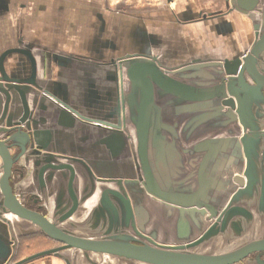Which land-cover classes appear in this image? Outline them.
Wrapping results in <instances>:
<instances>
[{
  "label": "flooded vegetation",
  "instance_id": "obj_1",
  "mask_svg": "<svg viewBox=\"0 0 264 264\" xmlns=\"http://www.w3.org/2000/svg\"><path fill=\"white\" fill-rule=\"evenodd\" d=\"M260 22L248 17L246 24L248 31L246 30L242 44L237 47L234 40L235 46L229 56L224 59L219 57L221 64H218L222 66L223 60L243 57L255 38V32L261 28ZM18 39H22V35L19 34ZM123 54L133 55L139 52L110 55L103 63L105 67L109 65L113 67V81H115L113 87L104 88L94 79L90 81L86 92L79 90L80 94L73 96L68 85L64 84L68 73L66 75L64 72L57 73L50 70L48 73L50 75L46 78L40 77L36 56L29 45L17 42L16 46L0 51V87L8 89L11 86L24 90L29 87V94L25 96L19 93L9 92V96L0 93V142L11 159L8 177L11 192L23 207L53 221L61 214L59 210L63 209L61 212L65 213L72 206L69 190L70 172L65 171L63 176L54 177L56 174H52L51 169L46 168L41 171V167L70 165L75 172L71 190L78 201L77 210L73 212L75 214L83 205L82 197H92V194L89 195L92 187H90L91 179L85 173L86 164L98 178L120 180L123 185L127 194L124 197L129 201L134 227L138 232L136 233L130 224L122 231L130 234L131 243L142 245L148 243L150 239L166 245L189 243L197 239L204 229L214 222L220 210L214 206L213 201L209 203L208 208L203 206L201 201L203 192L198 193L201 184L200 174L206 167L205 162L213 156L217 148L215 142L211 141H214L212 138H215L220 130L216 127L218 121L212 120L204 124V128L202 127L210 129V126H206L212 124L206 134L215 135L209 137L211 139L209 143H204L207 148L203 156L193 152L186 158V162L189 160L193 165L191 174L195 183V191L189 194L179 191L180 188L178 191L175 190L184 180L178 181L177 175H174L173 158L179 156L174 146L176 142L180 143L183 140L186 143L192 140L194 148L201 150L203 139H200L201 128L198 125L199 128L189 129L187 117L190 115H185L180 122H172L177 126L178 122L182 124L178 132L176 128H169L173 116L160 119L161 127H166L162 135L163 139L157 140L164 146L162 166L168 171L170 182L175 185L174 190L161 191V185L156 183L153 171L147 162V156L142 157L139 152L141 137H139L140 114L135 111L137 98L131 97L129 101L121 100L120 93L125 88V84H121L119 71L124 67L120 65V61H115V58L122 57ZM25 85L28 86L24 87ZM262 92L264 94V90ZM232 111L234 110H226L222 118L230 117ZM149 119L151 127H147V134L155 130L152 118ZM235 128L231 126L228 129L234 134ZM239 131L240 128L237 127V132ZM157 132L160 134L159 131ZM149 141V138H146L147 144ZM218 153L215 154V158H218ZM1 165L0 158V174ZM240 168L238 165L237 169L234 167L236 173L230 175L229 181L239 172L242 174L244 163H242V171ZM231 186L234 189L232 184ZM116 189L118 190L117 186ZM233 189L228 199L235 191ZM154 191L161 193L157 195ZM96 196H93V207L99 201V195ZM260 223V220L256 222L252 236L257 235V232L260 233L262 229ZM9 226L8 221L0 218V239L3 241L0 264H14L35 253L63 246L62 242L41 231H23L18 234L10 230ZM84 238L99 240L96 234ZM91 258L101 257L91 256ZM118 258H123L130 264H149L124 257ZM257 259L263 260L264 256L253 252L233 264H251V262L253 264ZM35 262L66 264L61 257L53 254L43 255L22 264ZM84 263L95 264L87 260H84Z\"/></svg>",
  "mask_w": 264,
  "mask_h": 264
},
{
  "label": "water",
  "instance_id": "obj_2",
  "mask_svg": "<svg viewBox=\"0 0 264 264\" xmlns=\"http://www.w3.org/2000/svg\"><path fill=\"white\" fill-rule=\"evenodd\" d=\"M230 6L253 21L260 22L261 20V28L255 32V38L243 57L224 60L222 66L221 63L201 64L199 66L206 70L200 73H190L189 70H193L194 66L182 68L177 72H164L153 63L134 57H126L119 62L124 67L119 71L121 84H125V88L120 93L121 100L129 101L131 97H136L138 102L135 111L140 114L139 152L142 157L146 155V138L155 140L158 145L162 144L161 141H157L159 138L163 139L161 134L158 132L147 134V127H151L149 117L152 118L156 109L161 108V105L157 103L161 96L170 97L173 107L180 109V112L186 115L194 112L201 114L198 124L203 125V128L204 124L212 120L218 121L216 127L220 130L215 138H212L214 141H211L209 137H204L201 150L205 151L207 147L204 143L210 141L215 142L220 149L226 144L225 141L233 138V131L228 128L231 126L240 128L241 134L238 135L239 139L234 144L239 153L235 158L232 150L229 156L233 164L234 161L244 163V169L242 174L239 172L230 180L231 184L236 187L235 191L224 207L220 208L214 222L204 229L197 239L186 244L166 245L151 239L142 245L133 244L130 234L122 232L130 224L132 229L138 233L134 227L129 201L124 197L127 194L123 185L120 180L98 178L86 164L85 173L91 179L92 189L89 190L91 192L89 195L92 194V197L83 196V205L75 214L73 212L77 210L78 201L71 190V182L75 174L73 167L70 165L41 167V171L46 168L51 169L52 174H56L54 177L63 176L65 171L70 172L69 190L72 196V206L65 213L61 212L63 209L59 210L61 214L55 220L50 221L45 216L23 207L12 194L8 182L11 159L0 142L2 161L0 218L8 221L10 230L12 229L15 233L41 231L63 243V246L35 253L14 264H22L51 254L61 257L66 264H82L84 260L92 261L89 252L104 253L113 257H124L151 264H233L253 252L264 256V228L260 233L257 232V235L252 236L256 222L258 220L264 222V94L262 92L264 90V68L260 64L261 57H264V0H230ZM28 88L24 90L11 86L8 89L0 87V93L6 96L14 93L25 96L29 94ZM231 109L234 111L230 117L222 118L226 110ZM160 119L156 120V130L159 132L166 130V127H161ZM192 121L189 119L187 126ZM152 123L154 129L153 118ZM176 127L177 124L169 125L170 129ZM189 129L194 128L189 127ZM220 152L221 150L218 156ZM211 157L206 160V167L200 174L201 184L198 192H203L201 201L202 205L207 208L209 202L203 198L216 183L214 179L206 176L207 165L213 159ZM219 165H216L214 173L221 171L218 168ZM222 170L224 171V167ZM80 180L82 181L81 178ZM154 193L160 194L155 191ZM94 195H99V201L95 207L92 206ZM9 212L32 225L27 224L24 229L16 228L15 231L8 215ZM72 229L97 232L101 235H99L100 240L77 237L73 235ZM218 236H222L224 240L220 248H215L212 239ZM245 237L248 238L245 239ZM226 238L229 241L230 239H243L244 241L239 247L229 249L228 252L213 254L216 250L225 251L223 245ZM2 242L0 239V251ZM73 249L78 251L72 252ZM253 264H264V259H257Z\"/></svg>",
  "mask_w": 264,
  "mask_h": 264
},
{
  "label": "crops",
  "instance_id": "obj_3",
  "mask_svg": "<svg viewBox=\"0 0 264 264\" xmlns=\"http://www.w3.org/2000/svg\"><path fill=\"white\" fill-rule=\"evenodd\" d=\"M247 22L248 16L232 9L230 0H0V51L16 46L17 42L29 45L36 56L40 77L46 78L50 70L68 73L64 84L73 96H78L79 90L86 92L94 79L104 88L113 87V67H105L103 63L110 55L124 52L139 54H123L115 61L134 57L145 59L164 72L194 66L190 73H200L206 69L199 65L221 63L219 57H228L235 44L240 47L248 31ZM19 34L22 39H18ZM171 100L167 96L157 100L161 108L153 113V134H157V119L173 116L170 122L175 123L185 117V113L173 107ZM190 115L187 117L193 120L190 128H201L200 139L215 136L206 134L212 124L206 126L210 129L197 126L201 114ZM179 122L177 132L182 126ZM164 133L160 131L161 135ZM193 142L175 143L179 156L173 158L174 175L178 181L186 180L176 191L178 188L184 193L195 191L193 165L189 160L186 162V158L193 152L202 157L205 151L195 149ZM216 146L218 149L206 170L210 178L215 172V154L224 148ZM145 151L161 191L174 190L175 185L162 166L163 144L150 139ZM212 190L210 188L209 192ZM8 215L15 231L31 224L11 213ZM262 223L261 228H264ZM223 240L222 236L212 239L215 248H220ZM228 240L226 238L223 246ZM230 250H216L213 254ZM89 256L99 257L97 253Z\"/></svg>",
  "mask_w": 264,
  "mask_h": 264
},
{
  "label": "rangeland",
  "instance_id": "obj_4",
  "mask_svg": "<svg viewBox=\"0 0 264 264\" xmlns=\"http://www.w3.org/2000/svg\"><path fill=\"white\" fill-rule=\"evenodd\" d=\"M260 64L264 68V57H261ZM196 105H198V104H196ZM235 127H236L235 131H234L235 133L232 136L233 138L225 141L226 144L224 145V148L222 149L223 151L220 152V155L218 156L217 159H214L215 167H216V165H219L220 163H222V165L218 166V168L221 171L218 173L211 174V178L214 179L216 182L215 186L213 187V190L210 193L208 192L209 194L207 193V195L203 198V200L208 201L209 203L212 201L215 202L213 204H214V206H216L217 209L224 207V205L228 201V195L231 192V190L233 189V188H231L232 186H231V182L229 181V178H230V175H232L233 173H236L234 167L237 168V165H238L239 168L240 167L242 168V163H240V161L239 162L236 161V163L234 161V164H233L232 163L233 161H230L231 159L229 156L230 153L232 152V150H233V155L235 156V158L237 157V154L239 153L234 144H235V142H237V139L241 134V130L238 133L237 132V126H235ZM221 137H223V136H221ZM216 160H217V163H216ZM226 164H227V167L225 168ZM223 167H224V171L222 170ZM241 168H240V171H242ZM235 188L236 187L234 186V189ZM17 231H19V229ZM83 231L84 230H81V229H78V230L72 229V232H74V234L79 235V236H83V237H88V236H93L95 234H98L97 232L91 233L88 231H86V232H83ZM17 233L20 234V232H17ZM263 234H264V232H263ZM245 239H246V237H245ZM243 241H244L243 239H238V240L230 239V241L228 240L226 242L223 249H233V248L239 247L243 243ZM207 247H209V246H207ZM74 251H78V250H76V249L72 250V252H74ZM98 255H99V257L101 256V254H98ZM91 260L93 262H95V264H130V263L126 262L123 258L112 257V256H107V257L101 256V258H99V259L91 258ZM33 264H38V262H35ZM82 264H84V263H82Z\"/></svg>",
  "mask_w": 264,
  "mask_h": 264
},
{
  "label": "bare ground",
  "instance_id": "obj_5",
  "mask_svg": "<svg viewBox=\"0 0 264 264\" xmlns=\"http://www.w3.org/2000/svg\"><path fill=\"white\" fill-rule=\"evenodd\" d=\"M10 213V212H9ZM74 235V234H73ZM75 236H77V235H75ZM77 237H80V236H77ZM80 238H84V237H80ZM85 239H87V238H85ZM88 239H90V238H88ZM93 240V239H92ZM94 240H97V239H94ZM100 240V239H99ZM102 254H104V253H102ZM109 255V254H108ZM138 261V260H137ZM147 263V262H146ZM149 264H151V263H149Z\"/></svg>",
  "mask_w": 264,
  "mask_h": 264
}]
</instances>
